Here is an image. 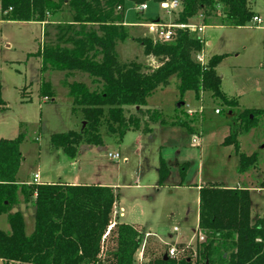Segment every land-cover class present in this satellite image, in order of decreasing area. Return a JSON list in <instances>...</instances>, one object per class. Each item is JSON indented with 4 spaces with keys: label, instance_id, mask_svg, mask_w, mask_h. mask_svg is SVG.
I'll return each instance as SVG.
<instances>
[{
    "label": "trees",
    "instance_id": "16d2710c",
    "mask_svg": "<svg viewBox=\"0 0 264 264\" xmlns=\"http://www.w3.org/2000/svg\"><path fill=\"white\" fill-rule=\"evenodd\" d=\"M131 1L138 5L148 0ZM255 1L179 0L175 24L190 23L199 16L204 25L216 19L215 24L244 27L256 16ZM125 2L0 0L2 18L8 21L47 23L50 17L65 13L71 16L69 20H55V42L45 44L34 55L41 57L43 70L83 72L96 88L83 81L66 83L74 109L82 114L85 125L79 131L54 134L53 146L74 160L81 144H103L102 130L115 135L119 142L129 131L151 132L153 124L166 122L160 111L145 108L147 99L176 76L181 95L194 91L200 99L208 93L215 102L231 109L228 116L233 124L223 144L235 147L241 174L257 168L258 153L248 155L238 151L239 135L255 128L264 110L234 112L239 101L225 94L217 72L225 56L215 55L207 64L201 63L197 56L203 51V39L187 28L176 27L169 41L149 36L138 39L144 55L157 59V67L121 61L117 45L129 38V32L124 25V13L118 8L124 7ZM142 13L138 12V17ZM42 92L48 95L46 90ZM129 106L136 111H126ZM4 109L6 101L0 84V110ZM22 142V136L0 139V216L7 214L10 225L8 232L0 228V258L5 264H136L135 256L143 237L132 225L117 220L108 236H112L115 244L106 247L107 238L103 250V238L114 220L119 193L113 187L99 184L19 182ZM168 175L167 162L161 158L159 186L165 184ZM199 197L198 228L206 240L198 243L196 255L176 260L161 254L147 264H264V218L252 215L250 189L207 183L201 185ZM22 198L24 204L35 207L31 234L26 233L23 212L13 211Z\"/></svg>",
    "mask_w": 264,
    "mask_h": 264
},
{
    "label": "rangeland",
    "instance_id": "374dc122",
    "mask_svg": "<svg viewBox=\"0 0 264 264\" xmlns=\"http://www.w3.org/2000/svg\"><path fill=\"white\" fill-rule=\"evenodd\" d=\"M144 2L149 9L141 17L131 0L118 8L124 13L129 38L118 43L117 52L121 61H137L154 68L158 66L157 59L144 55L138 39L149 36L160 40L156 27L152 30L148 24L157 20L175 24L178 10L168 12L161 7L163 1ZM253 10L263 19L262 24L252 21L244 27H231L215 24L214 19L203 33L193 32L204 41V64L215 55L225 56L217 72L225 94L239 101L238 109H233L236 113L264 110V0L255 1ZM61 18L69 20L71 16L65 13L50 17L47 23L8 21L2 18L0 3V84L6 101V109L0 110V139L23 137L20 181H31L38 172L45 180L73 177L75 172L81 182L116 186L120 200L132 208L131 218L124 221L133 223L141 215L145 230L163 239L162 243L155 236L149 237L146 260L165 254L173 245L185 250V257L193 256L199 241V185L219 183L251 188L252 215L264 218V113L255 128L239 135L238 151L259 155V166L241 174L235 147L223 144L233 124L228 116L231 109L215 102L208 93L200 99L194 91L181 95L176 76L155 90L145 107L160 111L166 123L153 124L149 133L129 131L121 142L102 130L103 144H81L76 163L71 164L72 159L51 141L54 134L79 131L84 124L82 114L74 109L66 83L83 81L93 89L96 85L83 72L43 70L41 57L34 55L45 44L55 42L54 22ZM191 23L204 24L199 16L193 17ZM208 40L212 41L210 45ZM43 90L48 95L44 96ZM126 111L134 113L136 108L129 106ZM172 122L176 124L171 125ZM110 153H119L120 160L111 159ZM161 158L169 167L163 186H159ZM21 202L13 211L23 209L26 233L31 234L35 207L24 204L23 198ZM174 227L179 231H174ZM0 228L10 231L7 214L0 216ZM140 232L144 240L145 231ZM179 239L182 240L178 244ZM113 244L111 236L106 247Z\"/></svg>",
    "mask_w": 264,
    "mask_h": 264
},
{
    "label": "built area",
    "instance_id": "2783aa9c",
    "mask_svg": "<svg viewBox=\"0 0 264 264\" xmlns=\"http://www.w3.org/2000/svg\"><path fill=\"white\" fill-rule=\"evenodd\" d=\"M161 7L166 9L168 12H172V11H176L180 9V2L179 0H164L161 3ZM137 9L140 12H144L146 10L149 9V5L147 2H143L141 4L137 5ZM256 25H260L263 23V19L256 15L253 17L252 20ZM148 27H150L152 30H155L154 27H156L157 29V34H158V38L160 40H165V41H169L174 37V33H175V28L176 27H180V28H187L189 29L191 32H196L197 34H201L204 32L205 29V25L204 24H192L190 23H186V24H163L162 22H160V20H157L156 22H151L150 24H148ZM197 59L203 63V56L200 54H198ZM204 64V63H203ZM219 112V110L217 111ZM109 157L113 160H120L121 155L119 153H114V154H109ZM39 178H40V174L36 173L34 175V182L38 183L39 182ZM115 214V212H113ZM116 221L115 219L111 222V224L109 225V228L107 230V232L104 235L103 238V250L105 249V242L110 234L111 229L115 226ZM174 231L178 232L179 229L177 227H174ZM152 234L151 233H145V239L143 240L140 248L138 249L136 256H135V261L136 264H144L146 261V263H148L150 260H146L145 258V253H146V248H147V239L148 237H150ZM198 243L204 242L206 240V236L201 233L199 231L198 228ZM191 243H189L188 245H190ZM190 247V246H189ZM185 250H179L177 245H173V246H169L167 252L164 255H167L170 258L176 259V260H180L182 258H185L184 256ZM193 255H196V250L193 252Z\"/></svg>",
    "mask_w": 264,
    "mask_h": 264
},
{
    "label": "crops",
    "instance_id": "0c3cea01",
    "mask_svg": "<svg viewBox=\"0 0 264 264\" xmlns=\"http://www.w3.org/2000/svg\"><path fill=\"white\" fill-rule=\"evenodd\" d=\"M256 15H258V14H256ZM205 27H206V25H205ZM211 43H212V41L211 40H208L207 44L210 45ZM74 163H76V159H74V160L71 161V164H74ZM73 173H74L73 174L74 175L73 177H72V175L71 176H68V177L67 176H64V179L63 178H60L59 180H45V179H42V175L39 173L40 174V178H39V182L38 183H49V184L50 183H63V184H67V185H85V184L90 185V184H99V183H86V182H81L80 181V177L77 174H75V172H73ZM19 182L30 184V183L34 182V178H33V180L27 181V182H22L19 179ZM99 185H103V184H99ZM104 186H110V185H104ZM181 186H183V185H181ZM110 187H113L118 192V188L116 186H110ZM200 187H201V185L197 186V190L198 191H200ZM237 187H241V186H237ZM232 188H234V187H232ZM249 189L251 190V188H249ZM198 201H199V210H200V197H199V200ZM20 210L23 212V209H20ZM114 212H115V214L113 213V217H114L115 221L119 220V222L128 224L126 221H124V219L127 218V217H130L131 218V216H132L131 215L132 208H131V206L124 205V202H122V200H120V197H119V199L117 200V202L115 204ZM140 213L142 214L143 212H140ZM135 220L136 221H134L133 223H129V225H132V226L136 227L140 231L143 230V231H145V233H151L152 234L151 236L157 237V235L155 233H153L151 231H146L145 230V227L143 226V223L141 222V220H142L141 215L138 216ZM198 223H199V212H198ZM198 223H197V226H198ZM148 239H149V237H148ZM157 239H158V241H160V242L163 243V239L158 238V237H157ZM181 240L182 239H179L178 244L181 243Z\"/></svg>",
    "mask_w": 264,
    "mask_h": 264
},
{
    "label": "water",
    "instance_id": "95a60500",
    "mask_svg": "<svg viewBox=\"0 0 264 264\" xmlns=\"http://www.w3.org/2000/svg\"><path fill=\"white\" fill-rule=\"evenodd\" d=\"M84 125H85V122H84ZM168 256L165 255V258H167ZM0 264H5V262L3 261V259L0 258Z\"/></svg>",
    "mask_w": 264,
    "mask_h": 264
}]
</instances>
